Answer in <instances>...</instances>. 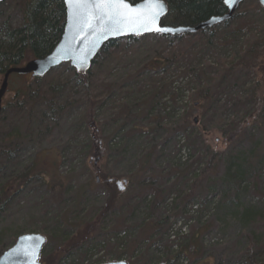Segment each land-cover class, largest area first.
I'll use <instances>...</instances> for the list:
<instances>
[{
	"label": "trees",
	"instance_id": "16d2710c",
	"mask_svg": "<svg viewBox=\"0 0 264 264\" xmlns=\"http://www.w3.org/2000/svg\"><path fill=\"white\" fill-rule=\"evenodd\" d=\"M5 1L7 0H3V3ZM125 1L137 4L142 0ZM163 1L167 3L169 9L168 15L162 20L163 26L195 27L211 17L222 16L226 13L223 0ZM247 1L245 0L241 6L243 10L241 13H239L240 8L230 21L212 29L175 37L151 35L111 41L93 60L90 71L85 75L77 74L69 68L72 71V79L67 82L49 80L48 84H44V77L30 79V76L10 75L6 92L1 100L0 111V220L7 213L21 187L26 186V183L32 179L43 181L52 193L53 205L68 201L62 197V189L69 179L62 178L57 172L47 173L44 165L37 158L38 154L33 157L27 172L15 177L11 175L18 170L21 164L20 153L26 151V148L33 140L36 141L40 134L38 132L39 112L44 111V117L47 115L52 118L55 114L60 115L67 112L68 108H75L79 101L69 102L66 95L72 89L78 88L83 93L81 98L84 100L86 110L84 116L76 124L74 132L75 140L80 131L90 134L86 140L88 146L83 148L86 150L83 153L86 161L94 162L98 159L99 162H108L111 156L116 163L123 161L126 145L133 140V137L139 135L149 139L152 132L161 128L168 136L167 142H173L178 146L177 152L187 153L186 160L177 164L178 169L169 168L166 175L176 176L181 186H185L188 190V192L178 191L179 197L175 199L171 207L174 213L180 211L181 216H187V206L198 203L200 207H206L217 196L214 194L213 182L208 179L221 161V153L210 150L204 142L217 131L221 134L222 142L229 147L232 146L225 160L224 177L220 183V188L223 189L220 199L223 197V200H229V193H232L234 197L227 202L230 213L239 214L240 222L245 225L253 222L252 210L243 208L241 212L238 211L239 203H241L240 195L247 188L245 183L248 181L250 164L246 165L245 170L242 168L241 162L244 163L246 159L236 147L245 135V126L251 119L256 125L264 122L261 109L264 102V48H262L264 44L261 41L263 39L253 36L256 30L254 28L264 18V8L258 6L256 9H251ZM17 14L19 21L17 27L14 28L4 23L0 28V86L8 69L23 67L31 60L45 57L53 51L63 33L65 9L62 0H18ZM242 38H246L242 48L247 50L251 63L243 62L240 68L234 66L228 53L232 45ZM149 39L160 45L159 52L149 62H145L139 70H136L132 78L112 81V73L117 65L129 58L128 55L135 49V45ZM239 53L242 54L243 51H238L237 55ZM251 69L257 71L254 80H250L247 73L244 74L245 71L249 72ZM238 71L240 73H237ZM176 86H181V88L175 89ZM248 86L249 89L246 88ZM9 90L12 92V97L4 100L5 96L9 95ZM182 91L189 92L188 101L194 100L191 101V109L194 111L196 124H194L192 114H184L181 124L175 128L172 125V119L179 108L171 111L170 126L165 125L161 119L153 118L154 109L160 106L161 100L168 96L174 103L176 96L177 98L182 96ZM112 109L114 112L110 119L106 122L98 120V117L102 116L105 111ZM135 119H141L142 123L147 122L143 131L137 133L134 126L125 131V124ZM108 122L112 124L114 133L112 136H103V128ZM117 138L121 142L114 144ZM72 146L73 144L67 143L63 153L58 154V158L60 156L66 161L67 153H70L67 150ZM160 156L163 157L162 150L159 152L154 149L140 155L137 158L139 167L135 175L128 176L127 180L123 179L127 181L124 191L133 184L137 176L149 173L150 162L153 159L158 160ZM91 174H95V178H91L76 192L75 207L71 211L70 218L68 215L63 218L60 216L56 219L52 218L54 226L50 235L38 233L46 238L45 247L43 246L40 255V263L83 264L87 257L99 249L106 250L107 244L113 238V247L116 250L106 251L114 256L111 262L123 260L127 264H150L148 259L139 256L137 250L142 242L150 243L157 233L166 231L168 227L167 221L170 216L152 221L153 223L148 222L162 209V196L159 201L154 198L160 193L163 195V191L149 183L151 178L149 181L147 179L148 182L145 184L141 183L142 179L136 181L140 193H145V195H137L132 199V205L129 204L131 206L136 204L135 207L139 205L148 211L140 225L141 240L133 239L127 233L130 227L126 224L132 220L135 213L133 207L131 208L128 204L124 205L128 214L120 219L122 230L114 228L105 233L101 230L103 227L101 226L100 229L99 225L105 219V224H108L110 216H115L114 214L120 210L118 197L121 194L111 182L119 179L110 177L107 167L106 169L95 168ZM157 175L159 180L164 179L161 173L158 172ZM96 178L100 184H96ZM205 178H207L205 182L210 193L199 200L194 193L196 187ZM46 179H48L47 182ZM177 186L172 185L168 188V194L178 190ZM94 188H101L108 196L93 221H88L89 223L85 220L78 221L76 215L82 212L80 203L86 199L84 198L85 192ZM150 197L151 200L148 201ZM71 203L73 204L72 199ZM129 214H131L130 219L127 217ZM70 219L75 223L69 224ZM97 225L99 236L94 237L93 233ZM29 233L37 232L30 231ZM22 234L26 233L12 234L11 242L7 244H2L3 237L0 234V256ZM195 239V236L190 238L183 246L184 250L173 256L168 254L157 262L175 264L181 253L189 251L190 248L198 253V247L194 249ZM52 243V248L46 252V246ZM165 250L168 252L169 247H165ZM248 252L247 263L256 264L254 256L260 250L250 247ZM157 262L154 264H158ZM96 263L105 264L106 262L100 260Z\"/></svg>",
	"mask_w": 264,
	"mask_h": 264
},
{
	"label": "rangeland",
	"instance_id": "374dc122",
	"mask_svg": "<svg viewBox=\"0 0 264 264\" xmlns=\"http://www.w3.org/2000/svg\"><path fill=\"white\" fill-rule=\"evenodd\" d=\"M17 2L18 0H7L0 5V28L4 23H7L11 27H17L19 24L17 14ZM245 2V1H244ZM244 2L240 5L238 10L243 6ZM249 8L256 9L259 5L257 0H248ZM260 7V6H259ZM237 10V11H238ZM236 11V12H237ZM242 8L239 10L241 13ZM253 36L257 39L261 38L264 44V18H262L256 28H254ZM246 38L238 40L229 49V56L233 60L235 67L241 68V63H251L250 55L247 50L242 48ZM256 41V40H251ZM264 48V46L262 47ZM261 48V49H262ZM248 49V48H246ZM160 50V45L153 42L152 40H145L135 45V49L128 55L129 58L117 65V68L113 71L111 80L112 81H123L129 77L134 76V72L139 70L145 62H149L153 56L156 55ZM242 50L243 53L237 55V52ZM207 59V58H206ZM208 62V61H207ZM259 63V61H256ZM73 71V70H72ZM69 66L67 64L61 65L58 68L49 72L44 78V84H48L49 80L54 82L70 81L72 78ZM253 72V74L251 72ZM247 73L250 80H254L257 75L255 69H251ZM237 73H240L238 71ZM144 79V77H143ZM181 88L176 86L175 89ZM249 89V86L246 87ZM9 95L5 96V99L12 97V92L9 90ZM177 94V92H175ZM83 95L82 91L78 88L72 89L67 93V101H79L75 108H68L67 112H63L60 115L55 114L52 118L47 115L44 117L43 112L40 111L38 114V134L37 140H33L31 145L26 148V151L20 153V166L17 171L11 176H18L23 172L29 170V165L33 157L38 154L39 161L45 167L47 173L53 174L58 173L59 176L69 181L62 189V197L68 200L66 203H59L57 205L52 204V193L43 184L40 179H32L26 183V186L21 187L19 194L11 203V206L5 213L4 217L0 220V234H2V244L10 243V236L14 233H29L30 231H36L43 235H50V231L54 226L52 218L56 219L58 216L63 218L65 215H72V209L75 207L74 198L79 187L84 186L91 178H95V174H91L95 168H108L109 176L112 178H118L123 180L135 175L139 165L137 164V158L140 155L146 154L150 149L162 150V156L157 159H153L149 166V173L145 175H139L133 180V184L118 197V205L120 210L115 216H110L108 224H105L103 220L102 226L105 233L112 231L114 228L122 230L121 218L128 214L125 206L128 204L131 208L133 207L134 216L132 220L126 224L130 227L127 232L131 238L140 239L141 224L145 219V215L148 211L144 207H137L136 204L132 205V199L137 195L142 196L145 193H140L137 185V180L142 179L141 183L145 184L149 181L153 187H159L163 191V195L160 193L156 195L154 199L160 200L162 196L163 206L157 214H154L152 220L148 222L156 221L165 217H169L168 227L166 231H162L150 242H142L139 250H137L139 256L143 259H148L150 264H154L159 259L166 255L173 256L177 252L184 250L185 244L192 237L195 239V247H198V253L193 252V249L181 253L180 258L176 260L175 264H248L249 248L259 249L260 252L255 254V263L264 264V122L261 125H256L252 122V119L245 126V135L241 138L240 143L237 145V150L242 152V157L246 161L242 163V168L246 169V165L250 164L249 177L244 192L240 195V201L238 211L241 212L243 208H249L251 212V222L245 225L240 222L238 215H232L230 213L229 204L227 203L232 199L233 194L229 193V200L220 199V194L223 191L221 189V180L224 177L225 172V160L232 146L225 145L221 140V134L215 131L213 136H210L204 140L205 145L214 152L221 153V161L218 163L215 171L209 175L210 182H213L215 186L214 194H217L216 198L206 207H200L198 203L190 204L187 206L188 215L181 216L180 211H171L172 204L175 199L179 197L178 191L183 192L186 190L185 186H181L176 176H166L170 169L177 170L180 162H183L187 158L185 151L177 152L178 146L174 145L173 142H167L168 136L159 128L157 131L152 132L148 138H142L139 135L133 137V140L126 145V154L123 161L116 163L112 156L108 162L101 161L95 164L94 162L86 161L84 158L83 148H87V137L90 134H85L80 131L75 140V126L78 121L84 116L86 105L84 100L81 98ZM189 92L182 91V96H176L174 103L171 97H165L160 101V106L154 109L153 118L161 119L164 124L170 126L169 116L171 111L176 108L175 117L172 119V125L178 127L181 124L182 117L184 114H192L193 119L195 117L194 111L191 106L193 99L187 100ZM192 101V102H191ZM191 102V103H190ZM2 104V103H1ZM175 106V108H173ZM164 107L165 110L163 109ZM262 113L264 114V102L262 103ZM113 110V109H112ZM108 110L103 113L102 116L98 117L100 122H106L113 115L114 110ZM42 113V114H41ZM241 115V114H239ZM243 116V113H242ZM141 118V117H140ZM147 122L135 119L133 122L125 124V131L134 126L136 132L143 131L146 127ZM47 132V133H46ZM114 131L112 130V124L107 123V126L103 128V136H112ZM135 135V134H134ZM121 141L117 138L114 144H118ZM67 143L73 144L71 149H68L67 159L64 161L59 153H63ZM124 150V149H122ZM249 160V163H248ZM64 163V164H62ZM107 165V166H106ZM202 168V167H201ZM244 169V170H245ZM161 173L164 179L159 180L157 173ZM166 172V173H165ZM165 173V174H164ZM148 179V181H147ZM48 179H46L47 182ZM205 178L197 187L194 196L197 199L202 200L210 193ZM172 185L179 187L178 190L168 194V188ZM188 192V190H186ZM86 198L80 203L79 212L76 215L78 221L85 220L89 223L94 220L97 216L99 209L102 207V203L106 200L108 194L105 193L101 188H94L91 191L86 190ZM139 196V197H140ZM152 196V195H151ZM159 197V198H158ZM73 200V204L71 203ZM151 200V197L147 199ZM124 201V202H123ZM131 205H130V204ZM149 212L150 209H149ZM174 214V215H173ZM131 214L127 217L130 219ZM186 218H191L190 220ZM71 220V219H70ZM110 220V221H109ZM89 221V222H88ZM75 223L70 221L69 224ZM132 226V227H131ZM71 228V227H70ZM98 225L94 229L93 236L97 237ZM123 235V234H122ZM113 239V238H112ZM110 239V243L107 244L106 250L99 249V251L91 254L87 257L83 264H97V261H104L106 263L111 262L114 258L110 255L108 250L115 251L113 247L114 240ZM139 245V244H138ZM53 246L48 244L46 246V252H48ZM45 247V246H44ZM43 247V248H44ZM165 247H169L168 252ZM196 250V249H195ZM117 252V251H116ZM137 254V255H138ZM139 258V257H138ZM160 262V261H159ZM158 263V262H157Z\"/></svg>",
	"mask_w": 264,
	"mask_h": 264
},
{
	"label": "water",
	"instance_id": "95a60500",
	"mask_svg": "<svg viewBox=\"0 0 264 264\" xmlns=\"http://www.w3.org/2000/svg\"><path fill=\"white\" fill-rule=\"evenodd\" d=\"M244 1L223 0L225 14L211 17L195 27H170L162 25V20L169 12L163 0H142L137 4L125 0H62L65 22L59 42L45 57L31 60L23 67L7 70L0 86V111L7 81L12 74L30 75L31 79L43 78L52 70L67 64L77 74L85 75L90 71L93 60L111 41L151 35L175 37L212 29L230 21ZM2 3L3 0H0V5ZM257 3L264 8V0H257ZM97 161L95 159L94 163ZM126 185V180L116 181L117 192L123 193ZM45 243L46 238L41 234H22L1 254L0 264H40V254ZM105 264L127 263L121 260Z\"/></svg>",
	"mask_w": 264,
	"mask_h": 264
},
{
	"label": "flooded vegetation",
	"instance_id": "af4514ba",
	"mask_svg": "<svg viewBox=\"0 0 264 264\" xmlns=\"http://www.w3.org/2000/svg\"><path fill=\"white\" fill-rule=\"evenodd\" d=\"M28 76H30V75H28ZM30 79H31V77H30ZM113 184H114V187H115V183H116V181H111ZM97 184H100L98 181H97ZM116 188V187H115Z\"/></svg>",
	"mask_w": 264,
	"mask_h": 264
}]
</instances>
